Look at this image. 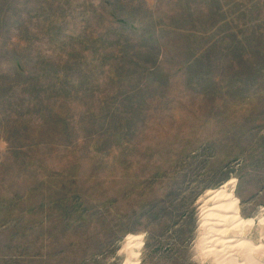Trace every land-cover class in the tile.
Segmentation results:
<instances>
[{"label":"rangeland","instance_id":"rangeland-1","mask_svg":"<svg viewBox=\"0 0 264 264\" xmlns=\"http://www.w3.org/2000/svg\"><path fill=\"white\" fill-rule=\"evenodd\" d=\"M16 70L69 98L11 105ZM225 184L264 247V0H0V264H127L129 236L136 264H223L201 208Z\"/></svg>","mask_w":264,"mask_h":264},{"label":"bare ground","instance_id":"bare-ground-1","mask_svg":"<svg viewBox=\"0 0 264 264\" xmlns=\"http://www.w3.org/2000/svg\"><path fill=\"white\" fill-rule=\"evenodd\" d=\"M227 185L213 191L208 190L206 193L205 201L208 204L201 208V224L205 229L202 242L207 254L215 255L223 264H234L239 257L244 258L246 262L252 254H263L264 247L259 243L258 246L253 245L244 237L246 230L250 229L254 222L239 215L237 201ZM257 224L264 230V217L259 218ZM140 245L137 237L127 238V246L130 249L127 264H136L137 249Z\"/></svg>","mask_w":264,"mask_h":264},{"label":"trees","instance_id":"trees-1","mask_svg":"<svg viewBox=\"0 0 264 264\" xmlns=\"http://www.w3.org/2000/svg\"><path fill=\"white\" fill-rule=\"evenodd\" d=\"M101 1H104V0H101ZM109 11H110L109 14L113 18V20H115L116 22L123 23L119 19H124L125 20L124 22L127 24L128 31H130L129 28L132 29L131 26L134 24L131 21L135 20L134 14H130L128 11L124 12L119 7H115L113 9H110ZM120 15L122 16V18L119 17ZM108 24H111V22L109 21L106 22V25ZM121 29L122 31L117 30V28L113 31L110 30L109 33L113 34V36L110 38L107 37L108 40H112L114 43H118L119 38L124 37L125 33L127 32L125 28H121ZM142 32H145L144 27L139 28V31H136L134 35L140 36ZM121 48L124 49L126 48V46L125 45L124 47L121 46ZM113 69L117 70V68L115 67H113ZM51 72H54V71L44 70L43 72H35L34 74H32L31 72L16 70L12 77L4 76L5 82H7L6 78L12 79L11 82L9 83L7 82L8 85L10 86L8 88L10 90L8 91L9 96H13L14 94L13 91L18 90L15 88H17V86L19 85L22 86L23 89H25L24 91L21 90L22 93H19L17 96L15 95V97L12 100L8 99V101H11V105L15 104V101H18V100H21L22 102H24L26 100V96L22 97L24 95V92L29 93V96L33 99V103H31V105H34V106H36V103L41 104L43 106V104L49 103L50 101L54 102L59 99H62L60 97H65V99L67 100V98H69L68 92L61 86L63 80L56 81V77H54V74H52ZM113 72L115 73V71ZM54 86H57V87H54ZM16 97L18 99H16ZM42 106L40 107L43 109ZM25 107H27V110L29 109L28 105H26ZM41 108H38L37 110L32 111L31 113L35 114L37 119L40 122H42L43 124H47L48 121L50 120V118L48 117L50 110L46 109L45 107V109L42 111Z\"/></svg>","mask_w":264,"mask_h":264},{"label":"crops","instance_id":"crops-1","mask_svg":"<svg viewBox=\"0 0 264 264\" xmlns=\"http://www.w3.org/2000/svg\"><path fill=\"white\" fill-rule=\"evenodd\" d=\"M264 217V216H263ZM260 218V217H259ZM258 219V218H257ZM253 220H255V219H253ZM249 231V230H248ZM264 231V230H263ZM246 233V232H245Z\"/></svg>","mask_w":264,"mask_h":264}]
</instances>
